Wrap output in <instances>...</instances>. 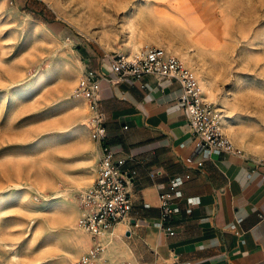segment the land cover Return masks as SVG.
<instances>
[{"label":"rangeland","instance_id":"rangeland-1","mask_svg":"<svg viewBox=\"0 0 264 264\" xmlns=\"http://www.w3.org/2000/svg\"><path fill=\"white\" fill-rule=\"evenodd\" d=\"M154 9L196 21L203 47ZM133 41L185 51L209 81L206 102L262 156L264 0H0V264H80L100 242L58 221L84 209L80 187H92L99 157L75 88L92 55L124 54ZM102 246L93 264L124 260Z\"/></svg>","mask_w":264,"mask_h":264},{"label":"crops","instance_id":"crops-1","mask_svg":"<svg viewBox=\"0 0 264 264\" xmlns=\"http://www.w3.org/2000/svg\"><path fill=\"white\" fill-rule=\"evenodd\" d=\"M90 59L97 74L115 76L107 54ZM181 92L176 80L155 75L100 80L106 143L136 173L128 185L129 217L111 237L96 241L113 243L117 258L130 264H264V169L252 171L245 157L257 155L243 150L197 148ZM95 151L100 153L97 142ZM173 176L182 178L183 194L171 222L175 233L167 235L158 225V196Z\"/></svg>","mask_w":264,"mask_h":264},{"label":"built area","instance_id":"built-area-1","mask_svg":"<svg viewBox=\"0 0 264 264\" xmlns=\"http://www.w3.org/2000/svg\"><path fill=\"white\" fill-rule=\"evenodd\" d=\"M109 67L115 75H99L88 69L79 78L75 91L87 102L91 113L88 120L90 137L99 143L100 153L97 160L96 177L92 187L84 196L86 212L78 219V224L93 237L105 234L111 237L115 225L129 217L133 203L128 185L136 171L124 168L127 159L117 158L114 151L106 143V127L104 115L100 110V80L115 82L125 77L139 79L145 75L176 80L182 88L179 103L187 117V124L197 148H209L220 152L243 155L241 148L233 143L223 132L219 117L213 106L203 99L201 87L194 72L181 60L162 47L147 46L133 55L121 52L107 54ZM252 162V171L263 168L264 157H245ZM131 159V158H130ZM151 176H154L151 173ZM264 180V172L261 174ZM180 176H173L168 181L167 190L160 192L159 227L167 234L175 233L172 227L173 217L181 211L177 200L182 197ZM231 228L236 234L235 225ZM103 250L101 243L91 246L79 258L80 264H93L98 253ZM115 264H130L128 260H118Z\"/></svg>","mask_w":264,"mask_h":264},{"label":"bare ground","instance_id":"bare-ground-1","mask_svg":"<svg viewBox=\"0 0 264 264\" xmlns=\"http://www.w3.org/2000/svg\"><path fill=\"white\" fill-rule=\"evenodd\" d=\"M152 14H154V16H159L158 17L159 20H160V16H161V18H163V19H168L172 23H174L176 25H179V26H181L183 28L188 29L187 30V32H188L187 34H188V37L190 38V40L193 41L194 43H196L197 46H199L200 48L203 47L202 44L199 43L200 42L199 41V36L201 34V31H202V26L199 25L196 21H193V20H186L185 21V20H183V18H182L183 17L182 16L183 14L182 13H181V15H176V14H173L172 15L171 14L169 16H167V15H160V14L157 15L156 12H155V9H154V10H152ZM157 45L163 47V49H165L166 52H168V53H170L172 55L178 56V58L181 60V62L185 66H187L188 68H190L194 72L195 76L197 77V79L199 81V84H200V87H201V91H202L203 99L205 101L210 102L212 98H211V93H210L209 81H208L207 77L203 73H201V71H200L199 67L197 66V64L195 62H193V60L185 53V51H183V50H181L179 48L173 47L170 44L158 43ZM142 47H143L142 42L140 43L139 41H133L127 47L123 48V52H124L125 55H130L131 56V55H133L136 52L142 51ZM79 71L80 70H76L75 72H71L72 73V76H73V79H74L75 76H77V74H79ZM71 73H70V75H71ZM73 79H71V80H73ZM73 82H75V81H73ZM85 101L86 100L80 94H75V98H74V102H75L74 105L75 106H78L77 103H80L82 105V107L84 108L85 107L84 106L85 105ZM213 108L215 109V111L218 110V107H217L216 104L214 105ZM217 115L219 117V121L221 123L222 130L226 133V135L230 138V140H232L233 143L235 142L236 144L241 145L242 148L246 152H248L247 146L241 141V138L236 134V132L234 130H232L231 126L226 122V120L223 118V116L222 115L219 116V114H217ZM80 121L82 123L83 122L86 123V115L82 116V118H80ZM84 123H83V128H87V126ZM87 140H88L87 143H90L89 142V138H87ZM91 146L93 148L92 157L94 159L96 157V155H97L96 154V151H95V145L94 144H91ZM260 155L264 156V151L261 152ZM85 179H87V178L85 177ZM44 180H45V177L40 178V179H37V182H39V183L42 184V183H44ZM90 184H86V185H83V186L81 185L80 190L83 193L86 194L87 193V188L90 187ZM65 206H64V208H66ZM84 210H85V212L87 211L86 210V207H84V209L81 208L80 210L79 209H76L75 210L72 207L71 208H68V210H66L65 213L63 211H61L64 214L59 218L58 221H59V223L61 225L69 226V227L71 226L72 229L75 230V231L80 230L81 227L78 224V219L79 218L76 220V216H77V214L79 212H80V214L83 215L85 213ZM105 236H106L105 234H99L96 238L103 239ZM96 259L98 260L99 259V256Z\"/></svg>","mask_w":264,"mask_h":264}]
</instances>
